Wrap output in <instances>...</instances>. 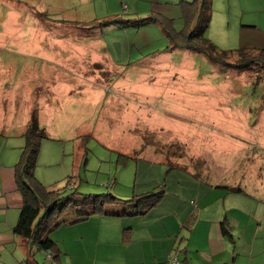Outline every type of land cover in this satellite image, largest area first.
<instances>
[{
	"label": "rangeland",
	"instance_id": "1",
	"mask_svg": "<svg viewBox=\"0 0 264 264\" xmlns=\"http://www.w3.org/2000/svg\"><path fill=\"white\" fill-rule=\"evenodd\" d=\"M191 1L0 0V162H18L26 142L25 113L27 121L33 114L39 121L42 115L39 124L47 128V138L40 145L35 175L63 200L75 192L129 200L165 188L177 193L179 184L189 188L197 182L207 186L212 204L244 209L243 197L264 203V55L253 53V65L237 71L214 64L204 53L171 49L154 18L171 22L182 33V3ZM249 19L264 21L263 2L247 6L244 0H214L206 35L218 49L236 53ZM44 20L56 26L55 32L47 31ZM53 36L65 40L59 44ZM29 37L42 41L35 45L39 49L14 42ZM50 42L59 45V59L51 54L56 48ZM69 53L87 57L68 59ZM60 73L66 79H47ZM93 78L96 89L103 82L105 96L114 94L115 100L103 96L98 108L85 104L92 101ZM71 82L78 89L69 94L63 86ZM33 93L41 101L48 99V107L42 102L38 110L21 108ZM75 107L81 114L74 113ZM50 108L56 117L46 116ZM196 187L182 195L196 200ZM227 190L233 191L225 198ZM82 205L89 206L84 210L94 207L78 197L63 218L76 217ZM245 209L252 211L250 205ZM257 209L255 205L254 211L263 213ZM15 237L9 245L0 244V264H32L28 248ZM49 237L59 242L63 233L55 229ZM34 248L33 256L42 264H56L53 252ZM172 253L170 259L176 257Z\"/></svg>",
	"mask_w": 264,
	"mask_h": 264
},
{
	"label": "crops",
	"instance_id": "2",
	"mask_svg": "<svg viewBox=\"0 0 264 264\" xmlns=\"http://www.w3.org/2000/svg\"><path fill=\"white\" fill-rule=\"evenodd\" d=\"M244 1L247 6L264 3V0ZM213 3L214 0H212V9ZM10 10L7 14L13 13ZM49 21L52 22L51 24L55 23L59 26L57 21L53 19ZM248 22L250 23H247L242 29L241 48L264 50V21L249 19ZM44 24L50 34L55 32L56 26L47 25V21H44ZM52 38L59 44L65 40L54 36ZM34 41L33 37H29L28 39L18 38L14 42L17 47L39 49L35 45L42 41ZM50 43L52 47L56 48V51L51 54L59 59V45ZM78 54L84 58L87 57L84 53H69L67 58L71 59ZM42 56L48 59L46 53H42ZM94 60L96 58H92V61ZM55 62L62 70L58 62ZM76 66L77 64L74 65V67ZM149 66L146 65L143 69ZM156 69L159 74L157 76H162V70ZM126 73H128L127 69ZM47 79L59 82L66 78L60 73L55 77L49 74ZM91 81L92 101L86 99L85 104L92 103L98 108L103 104V96L104 101L115 100L114 94L111 98L105 96L102 81L99 83L101 89L98 90L95 86L96 78ZM151 87L154 91V85ZM77 89L76 82L63 86V90L69 91V94L76 92ZM39 98L36 94L26 97L21 108L38 110L41 103L44 102ZM44 103L48 107V99ZM50 109L51 113L46 116L56 117L55 108ZM76 110L75 107L74 113L81 114L79 109ZM5 111V115L8 114L7 107ZM27 114L25 113L26 124L30 121H27ZM106 114L108 115V113ZM41 118L42 115L39 122ZM80 137H76V141L81 144ZM225 139L221 137V140ZM142 150L144 149L141 148L140 151ZM14 166V162L13 165H3L0 162V225H3V228H0V244L5 245L17 240L13 229L19 219L17 217L18 210L21 211L23 205V198L16 183ZM198 175L200 174L196 173V176ZM195 186H197L196 194L198 195L196 200L182 195V192L187 193ZM177 189L179 190L177 193L170 192L167 188L161 191L163 195L159 199V203L143 216L121 219L91 217L82 223L61 226L59 233L62 231L63 237L62 240L59 238V242L55 239L59 251L53 253L54 261L56 264H169L170 257L173 255L172 250L176 249L175 244L179 241L177 255L180 264H264V203L255 204L252 198L243 197L241 205L244 209L212 204L213 201L208 200L207 197L208 194H211L207 186L197 182L194 185L191 184L189 188H184L179 184ZM231 191L233 190L223 193L225 198H228ZM202 192L203 197H199ZM188 200L190 201L187 202ZM197 202L199 203L196 204ZM248 205L252 208L251 212L245 209ZM255 205L257 210L263 213H256ZM196 210L197 212H195ZM225 218L229 225L228 233H224L222 229V221ZM185 222L187 224L184 226ZM187 226L190 227L188 231L184 229ZM18 241L20 242L21 238L18 237ZM21 243L24 248H29L25 242ZM24 248L22 251L25 254ZM32 259L28 256L27 249V260L35 264ZM36 260L38 259L36 258Z\"/></svg>",
	"mask_w": 264,
	"mask_h": 264
},
{
	"label": "trees",
	"instance_id": "3",
	"mask_svg": "<svg viewBox=\"0 0 264 264\" xmlns=\"http://www.w3.org/2000/svg\"><path fill=\"white\" fill-rule=\"evenodd\" d=\"M182 13L186 26L182 33L176 32L171 22L163 18L160 20L154 18V20L156 19L162 25L170 41L171 49H185L204 53L214 64L237 71H247L253 65L255 61L253 53L258 52L259 54L261 52L264 55V50L239 48L234 53L217 48L206 35L210 27L212 0H193L182 3ZM46 18L48 17L46 16ZM48 20L50 19L48 18ZM235 57L238 60L231 62L230 60ZM26 128L23 134L26 139L25 146L22 149L18 162L14 166L16 183L23 198V205L13 231L17 237L21 238L29 246L28 256L33 257L35 264L42 263L33 256L34 247L45 251L48 255H51L49 252L54 253L59 251L56 241L49 236L55 229H59L61 226L82 223L91 217L121 219L143 216L154 205L159 203L163 192L135 196L129 200L110 194L91 196L75 192L63 200L58 190L48 189L35 175L40 145L42 140L47 138L45 128L40 126L35 114L31 116ZM119 156L125 159L129 158V156L123 154ZM72 178L70 177V179ZM78 197L82 198V204H92L94 206L93 209L84 210V208L89 206H78L79 211L76 217V214H74L70 219L63 218L64 215L73 210V206L77 204ZM55 217L56 221L48 224V221ZM62 218L63 220H61ZM58 220L59 224L54 228ZM51 226L54 227L51 228ZM187 228L188 230L190 229L189 226ZM222 229L224 233L229 232L226 218L222 221ZM173 251H175V258H177L180 264L176 249H173ZM51 256L55 258L54 254ZM171 259L169 260V264L171 263Z\"/></svg>",
	"mask_w": 264,
	"mask_h": 264
},
{
	"label": "built area",
	"instance_id": "4",
	"mask_svg": "<svg viewBox=\"0 0 264 264\" xmlns=\"http://www.w3.org/2000/svg\"><path fill=\"white\" fill-rule=\"evenodd\" d=\"M170 264H179V262L177 261V258H173V259H171Z\"/></svg>",
	"mask_w": 264,
	"mask_h": 264
}]
</instances>
